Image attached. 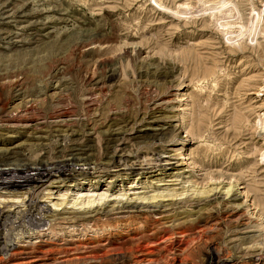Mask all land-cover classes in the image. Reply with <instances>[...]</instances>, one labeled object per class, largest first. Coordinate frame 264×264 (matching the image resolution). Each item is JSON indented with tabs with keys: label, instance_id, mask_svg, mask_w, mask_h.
I'll use <instances>...</instances> for the list:
<instances>
[{
	"label": "rangeland",
	"instance_id": "374dc122",
	"mask_svg": "<svg viewBox=\"0 0 264 264\" xmlns=\"http://www.w3.org/2000/svg\"><path fill=\"white\" fill-rule=\"evenodd\" d=\"M36 158L73 176L0 187V264H264V0H0V168Z\"/></svg>",
	"mask_w": 264,
	"mask_h": 264
},
{
	"label": "bare ground",
	"instance_id": "6f19581e",
	"mask_svg": "<svg viewBox=\"0 0 264 264\" xmlns=\"http://www.w3.org/2000/svg\"><path fill=\"white\" fill-rule=\"evenodd\" d=\"M92 43V42H91ZM17 75V74H16ZM10 76H8L6 79H8ZM15 80V79H14ZM3 81V80H2ZM7 107L4 106L3 110H5ZM2 109V108H1ZM30 109L27 108L25 110H23L20 107H18L15 111L17 112L16 114V117L17 119H13L11 118L12 120L8 121L10 124L13 123L14 125L12 127H18L21 123H23L24 121L22 119H19L20 116H22V114L24 115L25 112H28ZM5 112V111H4ZM30 113V112H29ZM28 114V113H27ZM20 115V116H19ZM9 125V124H8ZM10 127V126H9ZM5 156H8V155H5ZM13 156V155H12ZM11 157V156H10ZM10 160H12V162H15L14 161V157L11 158ZM38 160V161H37ZM6 162V161H5ZM9 164V163H8ZM69 164V163H68ZM68 164H65V163H56V162H52V163H48V162H43V160L41 159H37L32 161V160H24L23 161V164L22 165H15L17 166L16 168H14L13 170L11 169H3V168H0V179H7L9 176L11 177L12 175H15V173H18V175H21L22 177H19V178H22L23 181L22 183H17L16 181H9V182H2L0 184V187H19V186H25V187H28V186H31L32 188H30V191L27 193V194H30V202L29 204H25L27 206V212L25 214H32L34 211V196H35V187H39V184L43 181V180H50L52 179L55 175L57 174H65L66 176V173L68 176L72 175V172H73V168H68ZM1 165V164H0ZM1 167V166H0ZM71 167V166H70ZM36 172V176L34 177H31L30 175H28V172ZM72 171V172H71ZM17 178V177H15ZM32 184H35L34 186H32ZM11 193V192H10ZM23 196V195H22ZM12 197V196H11ZM10 197V198H11ZM37 197V195H36ZM36 205V203H35ZM13 206V205H12ZM37 209V208H36ZM36 209H34L36 211ZM0 214H4L2 211H0ZM24 214V215H25ZM29 216V215H28ZM27 216V217H28ZM24 217V216H23ZM5 218V217H4ZM3 218V219H4ZM8 217L6 216V219L4 220H7ZM24 219V218H23ZM2 221V219H1ZM32 222V221H31ZM37 222V221H35ZM41 223V222H38V224ZM5 225V224H4ZM3 225V226H4ZM31 225V224H30ZM33 225V224H32ZM42 225V224H41ZM35 227V225H34ZM36 228V227H35ZM26 229V228H25Z\"/></svg>",
	"mask_w": 264,
	"mask_h": 264
}]
</instances>
